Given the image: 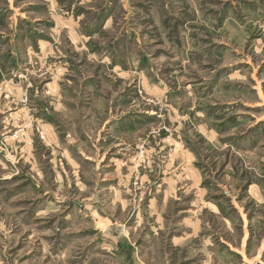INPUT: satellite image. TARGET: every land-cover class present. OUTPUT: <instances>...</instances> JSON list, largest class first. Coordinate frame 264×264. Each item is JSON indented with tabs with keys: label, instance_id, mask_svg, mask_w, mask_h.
Returning a JSON list of instances; mask_svg holds the SVG:
<instances>
[{
	"label": "rangeland",
	"instance_id": "1",
	"mask_svg": "<svg viewBox=\"0 0 264 264\" xmlns=\"http://www.w3.org/2000/svg\"><path fill=\"white\" fill-rule=\"evenodd\" d=\"M0 264H264V0H0Z\"/></svg>",
	"mask_w": 264,
	"mask_h": 264
}]
</instances>
